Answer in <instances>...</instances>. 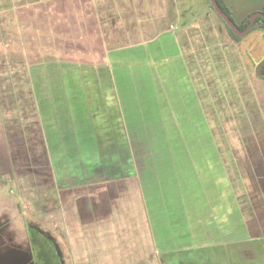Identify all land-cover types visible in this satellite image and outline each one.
<instances>
[{
  "label": "rangeland",
  "instance_id": "obj_1",
  "mask_svg": "<svg viewBox=\"0 0 264 264\" xmlns=\"http://www.w3.org/2000/svg\"><path fill=\"white\" fill-rule=\"evenodd\" d=\"M224 1L238 23L249 14L261 12L264 7V0ZM5 2L0 1V11ZM188 3L193 6L196 18L207 15L206 6L211 10L208 0H188ZM40 14L38 11L37 15ZM213 14V19L205 17L198 23V28L189 29V36L178 37L182 51V56L174 61L178 65L170 62L172 65L164 66L162 60L160 65L157 63V69L153 68L162 107L156 109H161L168 117L164 122H142V131L134 129L135 132H130V138L135 137L129 140L130 160L138 166L137 171L146 167V186L144 190L142 188L143 192L139 190L132 194L129 190V194L138 195L137 200L126 204V199L110 205L114 215L106 228L107 234L103 235L106 242H95L89 236L63 231L64 219L59 220V216L54 217L51 212L47 214L48 209H60L61 201L53 192L51 182L47 181L50 177L47 166H43L40 155L31 153L32 146L26 137L29 136L26 131L33 135L39 131L34 119L38 115L41 118L40 107L34 116L29 105H17L11 97L13 105L10 106V100L3 99L1 110L12 128L10 149L15 160L24 161L27 171L20 175L14 169L16 179L10 180L7 174H3L6 179L0 178L5 181L0 185V218L7 216L10 222L0 230L1 243L8 235L14 237V234L19 237L18 242L26 243V228L35 226L49 232L61 250L64 248L66 264H121V256L129 260L143 258L144 264H152L147 260L148 250L154 248L153 255L161 261L155 264H206L205 259L210 256L222 264H264V238L248 244H233L238 242L234 241L238 236L230 234V227L235 224L232 220L237 215L241 225L246 220L255 235L264 236V185L256 192L259 194L256 198L250 179L253 175L250 158L254 156L253 148L264 147V80L256 74L257 66L264 60V36L260 30H253L240 41H233L224 23ZM5 24L2 23L0 28ZM39 40L33 38L36 42L33 49L37 48L34 53L42 52ZM50 73L53 72L50 70ZM97 75L96 83L102 82ZM140 78V75L135 76V82ZM49 81L55 84L57 80ZM54 89L48 94L60 95L61 92ZM99 93L109 95L105 91ZM49 101V117L45 122L53 132L51 128L55 129L56 119L51 99ZM45 105L44 102L43 111L48 110ZM54 107L58 112L63 111L59 104ZM65 117L60 115L56 121L63 123L67 121ZM61 132L65 143H73L74 133ZM57 137L55 133L51 135V139L57 140ZM57 166L54 162L52 168L55 170ZM263 166L258 168L261 173L258 178L264 177ZM36 169L42 172L37 173ZM27 174L32 181L25 178L20 182ZM7 181L9 184L5 186ZM80 191L83 196L84 190ZM142 196L149 199L148 204ZM118 205L122 208L115 210ZM142 210V215L134 214ZM134 227L149 231L148 239L154 234L155 243L146 239L139 244L137 236L139 240L142 236L133 234ZM223 236H226L224 240ZM241 236L247 235L241 233ZM69 242L75 243L78 250L73 251ZM219 242L222 245L204 248L206 244L214 243L215 246ZM99 243L103 244V251L98 250ZM14 246L0 245V264H20V258L14 256L23 250L20 247L14 249ZM113 248L120 252L116 253ZM139 248L143 254L137 251Z\"/></svg>",
  "mask_w": 264,
  "mask_h": 264
},
{
  "label": "crops",
  "instance_id": "obj_2",
  "mask_svg": "<svg viewBox=\"0 0 264 264\" xmlns=\"http://www.w3.org/2000/svg\"><path fill=\"white\" fill-rule=\"evenodd\" d=\"M0 1H7L1 4L0 12L3 15L0 16V25L8 22L0 28V178L4 179L3 174H7L10 180L16 179L14 169L18 168L17 163L21 161L15 160L11 152L12 128L1 110L3 99L8 98L12 106L10 98L13 97L17 105H29L34 116L36 109L40 107L41 110V118L38 115L34 119L39 128L34 134L37 136L26 131L29 134L26 137L32 146L31 153L40 155L43 166H47V175L50 176L47 179L61 201L60 209H48L47 214L51 212L54 217L59 216V220L64 219L66 223L61 226L63 231L89 236L95 242H106L103 235L107 234L106 228L114 215L110 205L126 199V204L137 200L138 195L132 194L139 190L143 192L146 186L147 175L139 177L138 166L130 160L129 140L135 138H130V132H135L134 129L142 131V122H164L165 117H168L164 111L156 109L161 107V100L153 68H156L157 63L160 65L162 60L164 66L172 65L177 57L182 56L178 37L189 36V29L198 28V23L205 17L213 19L215 11L212 6L209 5L213 12L206 6L207 15L196 18L188 0ZM38 11H41L40 15H37ZM246 17L236 24H240ZM37 37L41 41L42 52L34 53L37 48L33 49L36 43L33 38ZM181 41L185 46L183 37ZM36 58L37 62L34 61ZM175 63L178 65V62ZM97 74L102 82L96 83ZM137 75L141 78L135 82ZM55 78V84L48 82V79L53 81ZM52 88L61 92L60 95L48 94ZM100 91L109 92V95ZM118 92L120 95H117ZM48 99L52 102L54 118L57 120L60 115H66L67 119L62 124L55 120V129L51 128L53 132L49 131L45 122L49 117ZM44 102L48 109L45 112ZM58 104L64 108L63 111L58 112V108L54 107ZM129 108H132L131 111ZM256 115L261 116V113ZM42 122L45 125L42 126ZM66 125L68 127L65 128ZM61 131L74 133L73 143H65ZM50 132L51 135H58L57 140L51 139ZM256 147L253 148L254 156H250L254 160L264 156V147ZM54 162L58 165L55 170L52 168ZM66 172L69 176H66ZM19 174L24 173L22 171ZM25 178L31 180L30 174L21 177L20 182ZM34 181L37 184V179ZM7 184L9 181L5 186ZM71 188H77L75 195L69 193ZM81 189L85 193L83 196L79 194L82 193ZM107 189L113 190V196L106 203V209H103L101 197ZM129 190L132 194H129ZM142 197L148 204L149 199ZM82 206L86 207V214H90L86 222L81 219V212L84 211ZM117 207L122 208L118 205L114 207L115 210ZM147 210L150 214L148 206ZM142 213L143 210L134 214ZM204 214L205 210L202 211ZM239 220L236 215L232 220L235 224L230 227V234L238 236V239L233 237L234 241L238 240L233 244H248L264 238L255 235L246 220L244 225ZM149 223L151 226L150 216ZM69 232H66L67 235ZM132 232L142 236L140 240L137 236L141 245L142 240L154 241V234L153 238H147L149 231L134 227ZM66 233L63 235L66 236ZM241 233L247 236L243 238ZM219 235L222 236L221 233ZM221 243L215 246L214 243L206 244L204 248H215ZM69 244L73 251L78 250L75 243ZM102 245L99 243L98 250H102ZM113 249L116 253L120 252ZM137 251L144 253L142 248ZM153 251L148 250L147 260L155 264V248ZM206 260V264H222L211 256ZM144 262L143 258H120L121 264Z\"/></svg>",
  "mask_w": 264,
  "mask_h": 264
},
{
  "label": "flooded vegetation",
  "instance_id": "obj_3",
  "mask_svg": "<svg viewBox=\"0 0 264 264\" xmlns=\"http://www.w3.org/2000/svg\"><path fill=\"white\" fill-rule=\"evenodd\" d=\"M263 154H264V150H263ZM251 160L253 162L252 163L253 175H251L250 179H251V182L254 184V187H255L254 197L258 198L259 194H257L256 192L258 191L259 188L261 189L264 185V179L257 177V176H260V174H261L259 172L258 168L262 167L264 165L262 163V162H264V156H263V158L259 157L257 160H254V159H251ZM17 165H18V168L16 170L18 172L21 173L22 171H27L24 161L18 162ZM36 172L38 173V172H42V171H40L39 169H36ZM47 180H49V179H47ZM76 190H77V188H71L68 191L70 194L75 195ZM105 191H106L105 195L103 197H101L102 198L101 207L103 209H106V203L109 202L111 200V197L113 196V193H112L113 190L112 189H107ZM255 195H257V196H255ZM85 199H87V198H85ZM259 200H258V202H259ZM85 202H87V200H85ZM83 207H84V211L82 210V212H81V217H82L81 219L86 222V219H89L90 214H86V207L82 206V209H83ZM9 223L10 222H9V219L7 216H3V218H0V230L3 229L4 227H6ZM26 230H27V232H26V239H27L26 241L27 242L26 243L25 242H18L17 240L19 239V237L16 234H14V237L12 235H8L6 237V241H4V243L0 242V245H2V247H3V245L14 244L15 245L13 247L14 249H17L16 247L22 248L23 251L15 250V251H18L17 252L18 254H16V256H14V257L20 258V263L22 260H24L25 264H65L61 255L58 253L59 250H57V246H58L57 242H56L55 238L49 234V232L43 231V230H41L35 226H30V227L26 228ZM17 244L21 245V246H18ZM20 253H23V254H20Z\"/></svg>",
  "mask_w": 264,
  "mask_h": 264
},
{
  "label": "trees",
  "instance_id": "obj_4",
  "mask_svg": "<svg viewBox=\"0 0 264 264\" xmlns=\"http://www.w3.org/2000/svg\"><path fill=\"white\" fill-rule=\"evenodd\" d=\"M208 2H209V4H210V6H211V3H210L209 0H208ZM217 2H218V4H219L220 8L222 9V11L225 12V13L230 17V19H231L234 23H236L235 20H234L233 17H232L231 11L229 10V7L226 5L225 1H224V0H217ZM212 9H213V8H212ZM261 12L264 14V7H263V9L261 10ZM251 15H252V14H249V15L246 17V19H244L240 24H237V26H238V28H239L240 30H244L245 28H247V26H248V24H249V20H250ZM217 16H218V15H217ZM218 17H219V16H218ZM219 18H220V17H219ZM220 19H221V18H220ZM221 21H222V22L224 23V25L226 26L227 31H228L229 36L231 37V39H232L233 41H240L241 38L238 37V36H236V35H234V34L232 33L231 29L225 24V22H224L222 19H221ZM253 30H260V31L262 32L263 36H264V19H262V18H257V20L255 21V24H254L253 28L250 30V32L253 31ZM262 73L264 74V68L262 69ZM261 78L264 80V76H262ZM145 172H146V167H145V169H143V166H142V167L140 168V170H138V174H137V175H138L139 177H141V178H144L143 176H145V174H146ZM3 181H4V180H1V179H0V185L4 183ZM57 245H58V244H57ZM57 250H59L58 253L61 255L62 259H63L64 262H65V261H66L65 255H64V253L62 252V250H61V248L59 247V245L57 246ZM57 250H56V251H57ZM65 264H66V262H65Z\"/></svg>",
  "mask_w": 264,
  "mask_h": 264
},
{
  "label": "water",
  "instance_id": "obj_5",
  "mask_svg": "<svg viewBox=\"0 0 264 264\" xmlns=\"http://www.w3.org/2000/svg\"><path fill=\"white\" fill-rule=\"evenodd\" d=\"M211 3L212 8L214 9L215 13L225 22V24L231 29L232 33L240 38H244L246 37L250 30L253 28L255 21L257 20V18H262L264 19V14L262 12H256L253 13L250 17L249 20V24L247 26V28H245L244 30H240L237 26L236 23H234L230 17L222 11V9L220 8L217 0H209ZM264 68V60L257 66L256 69V74L259 77L264 76L262 74V69ZM18 254V253H17ZM23 254V253H20ZM20 264H25V261L22 260Z\"/></svg>",
  "mask_w": 264,
  "mask_h": 264
}]
</instances>
